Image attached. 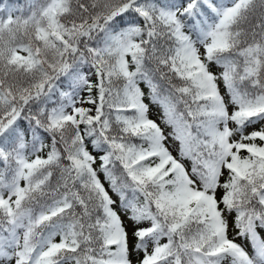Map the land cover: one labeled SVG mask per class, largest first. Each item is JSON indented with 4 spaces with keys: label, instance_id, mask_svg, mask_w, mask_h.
<instances>
[{
    "label": "snow or ice",
    "instance_id": "snow-or-ice-1",
    "mask_svg": "<svg viewBox=\"0 0 264 264\" xmlns=\"http://www.w3.org/2000/svg\"><path fill=\"white\" fill-rule=\"evenodd\" d=\"M0 264H264V0H0Z\"/></svg>",
    "mask_w": 264,
    "mask_h": 264
}]
</instances>
